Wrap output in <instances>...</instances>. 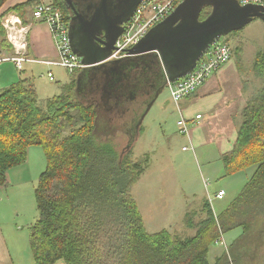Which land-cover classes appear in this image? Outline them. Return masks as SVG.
I'll return each instance as SVG.
<instances>
[{
    "label": "trees",
    "instance_id": "1",
    "mask_svg": "<svg viewBox=\"0 0 264 264\" xmlns=\"http://www.w3.org/2000/svg\"><path fill=\"white\" fill-rule=\"evenodd\" d=\"M7 1L0 0V55L2 50L10 51L1 12ZM53 2L70 23L62 1ZM211 12L212 8L206 7L201 20ZM242 51L240 42L233 49V57L235 53L240 55L237 67L245 87L253 85V77L260 85H255L248 97L240 115L238 137L232 150L222 155V163L227 177L253 167L255 170L218 215L208 198L200 210L185 215L191 236L168 229L156 233L146 229L132 192L146 164L134 159L132 149L119 152L110 142L112 138L98 134L95 107L77 92L79 71L71 73L72 79L61 85L60 94L42 104L34 78H22L0 90V190L7 185L10 171L28 162L30 147L41 146L47 159L35 186L38 217L30 231L33 264H211V247L221 235L239 228L242 234L229 251H239L234 256L241 263L249 249L253 261L262 257L264 49L256 52L251 71L241 58Z\"/></svg>",
    "mask_w": 264,
    "mask_h": 264
},
{
    "label": "rangeland",
    "instance_id": "2",
    "mask_svg": "<svg viewBox=\"0 0 264 264\" xmlns=\"http://www.w3.org/2000/svg\"><path fill=\"white\" fill-rule=\"evenodd\" d=\"M221 40L230 42L233 49L242 42V60L249 71L253 68V60L256 52L264 49V22L254 20L245 28L222 37ZM240 56V55H239ZM236 53L229 64V68L238 66ZM28 64L25 65L27 68ZM55 82L48 78V71L36 69L34 78L39 90L41 104L47 99L61 93V85L72 79L71 73L61 67L52 68ZM24 74L29 75L28 72ZM230 75H233L231 72ZM244 78V77H243ZM253 91L255 85H260L256 78H250ZM235 87V86H234ZM233 87V88H234ZM239 87V85H238ZM251 91V92H252ZM225 90L222 94L216 95L217 104L225 99ZM184 108V101L179 107ZM148 106L145 103L135 105V112H145ZM201 115V114H200ZM129 118V117H128ZM189 120L190 137L182 135L178 127V121L182 119L178 110V105L173 101L168 88H165L152 105L149 113L142 123V131L136 138L137 127L135 121L131 122L128 131L124 130V121L118 120L114 125L105 127L103 137L112 138L110 142L116 146L119 152L133 150V157L136 161L146 164L142 178L133 188V196L139 204L143 213L146 229L150 233H156L162 229L177 231L182 236H191L193 233L184 222L185 215L194 210H200L205 198H212V208L215 215L222 212L240 193L243 186L250 179L255 167L242 171L234 176H225L224 166L221 160V153L215 145H200L195 141L193 131L199 126L205 138L211 135L219 137L212 128L207 132L200 129L199 120ZM128 120V119H127ZM204 122V121H203ZM218 129H221L217 126ZM222 130V129H221ZM134 140L130 145V139ZM113 137H117L114 138ZM188 147L185 151L183 148ZM146 158H150L147 162ZM47 159L44 149L41 146L29 148V168L34 180L26 186L14 183L2 191L6 205L10 214L18 215L16 222L22 232L30 234L32 225L38 217L37 204L35 198V186L40 175L46 169ZM224 190L227 195L224 199L215 198L216 191ZM0 194V197H1ZM242 234L239 228L229 234L221 235L217 243L211 247L210 262L216 264L218 258L222 257L220 264H264V254L259 260L253 261V252L249 249L244 262L241 263L234 254L239 251H229L236 237ZM234 245V244H233Z\"/></svg>",
    "mask_w": 264,
    "mask_h": 264
},
{
    "label": "water",
    "instance_id": "3",
    "mask_svg": "<svg viewBox=\"0 0 264 264\" xmlns=\"http://www.w3.org/2000/svg\"><path fill=\"white\" fill-rule=\"evenodd\" d=\"M142 1L83 0V6L69 23L71 48L87 66L78 76L77 92L86 103L95 105L100 135L105 127L115 124L116 117L140 103L141 91L150 89L149 75L153 79L160 75L162 79L155 101L168 82L189 75L222 37L254 20L264 21L262 5L244 6L238 0H184L129 50L130 56L107 61L124 32V25ZM206 7H211L212 12L201 20ZM138 133L137 128L136 138ZM133 141L131 136L128 151Z\"/></svg>",
    "mask_w": 264,
    "mask_h": 264
},
{
    "label": "crops",
    "instance_id": "4",
    "mask_svg": "<svg viewBox=\"0 0 264 264\" xmlns=\"http://www.w3.org/2000/svg\"><path fill=\"white\" fill-rule=\"evenodd\" d=\"M51 1L53 0H8L2 8L1 12L4 13L3 17L10 14L17 15L28 27V46L25 51V57L33 61L24 63L23 71H19L16 68L14 62L7 61L0 63V90L11 86L22 78H32L36 69H42L48 71V74H53L52 68L54 67L37 62L41 60H56L58 58L50 28L46 23L33 18V11L37 4L49 3ZM29 2L36 3L23 9L22 11L15 10L17 6L24 5ZM15 53L16 52L14 48L10 44V51L8 52L2 50L0 56H15ZM231 62L232 60L228 64L224 65L212 77H210L192 97L184 99V108L182 106L180 107V114L183 116L186 115L190 119L201 114L202 118L198 121L201 127L200 129H203L207 132L208 129L212 128L213 131L219 135V137H213L210 135L207 139L204 137L201 131L197 130L199 129V126L193 131V135L197 144L199 141L203 140V143L200 145H215L221 155L232 150L233 145L238 137V127L241 123V112L245 108L248 97L252 93V90L250 91L249 87H245L243 82L244 78L239 72L238 67L236 66L235 68H229V64ZM26 64H28L27 68H25ZM81 71H79V74ZM25 72H28L29 75L24 74ZM230 72L233 75H230ZM48 78L51 82H55L54 74L52 79L49 76ZM223 90H225L226 93L225 99L217 104L218 100L216 99V95H218V93L221 95ZM92 106L95 107L94 104ZM151 108H148L147 111L142 113H134V107L133 110L127 111L128 113L125 115H119L116 117V119L122 120L127 124L129 121V125L131 122L135 121L134 125L139 129L140 133L142 123ZM217 126L222 130L218 129ZM32 180L34 179L29 168L28 157V162L25 165L16 167L8 173L7 185L0 190V194L3 190L7 189L14 183L26 186L30 184ZM219 191L221 190H218V192ZM16 217L19 216H12V214H10L5 198H3L1 194L0 264H33V256L30 246V234L22 232L23 230L18 227V223L15 221Z\"/></svg>",
    "mask_w": 264,
    "mask_h": 264
},
{
    "label": "built area",
    "instance_id": "5",
    "mask_svg": "<svg viewBox=\"0 0 264 264\" xmlns=\"http://www.w3.org/2000/svg\"><path fill=\"white\" fill-rule=\"evenodd\" d=\"M184 0H143L137 7L134 15L124 26L123 34L118 38L115 49L107 61H116L130 56L129 50L140 43V41L149 33L156 25L165 20L179 4ZM242 5H262L264 0H238ZM33 18L46 23L51 32L53 42L55 44L58 58L56 60H41L38 63L45 64L50 67H61L70 73L81 71L86 65L82 63V59L78 57L72 50L69 38V23L53 1L49 3L37 4L33 11ZM2 25L6 31L7 40L15 50V56H0V63L11 61L14 62L19 71H23L24 63L30 62L25 57L28 46L27 35L28 27L23 20L17 15L4 16ZM233 57V48L226 40H219L213 44L208 52L199 60L195 69L187 76L177 80L176 82H168L167 88L170 91L171 98L178 105L186 98L194 95L201 86L219 71L224 65L228 64ZM48 76L52 79L53 74ZM178 121V127L182 135L190 137L189 120L183 115ZM201 115L196 116V120H200ZM185 151L188 147L183 148ZM225 191L221 190L216 193L215 198L224 199ZM209 202L212 204V198L209 196Z\"/></svg>",
    "mask_w": 264,
    "mask_h": 264
},
{
    "label": "flooded vegetation",
    "instance_id": "6",
    "mask_svg": "<svg viewBox=\"0 0 264 264\" xmlns=\"http://www.w3.org/2000/svg\"><path fill=\"white\" fill-rule=\"evenodd\" d=\"M63 5L67 8L68 12H69V16L72 19L73 17H75L76 15V10H80V8L83 6V0H71V3H67L65 0H61ZM125 27V26H124ZM103 37V36H102ZM145 75V74H143ZM150 76V81L148 83V86L150 87V89L148 91H141V101L140 103H145L147 106L149 105V102L153 101L156 95V91L162 87V79L160 75H155L153 79L152 75ZM145 77V76H144ZM167 88L166 86L164 87V89ZM163 89V91H164ZM118 120H115V123H117ZM122 126L124 127V129L126 131H130V129H128V124L126 122H124L122 124Z\"/></svg>",
    "mask_w": 264,
    "mask_h": 264
},
{
    "label": "bare ground",
    "instance_id": "7",
    "mask_svg": "<svg viewBox=\"0 0 264 264\" xmlns=\"http://www.w3.org/2000/svg\"><path fill=\"white\" fill-rule=\"evenodd\" d=\"M155 101H156V100H155ZM155 101L153 100V101L149 102L150 107H152V105L155 103ZM133 108H134V107H133Z\"/></svg>",
    "mask_w": 264,
    "mask_h": 264
}]
</instances>
